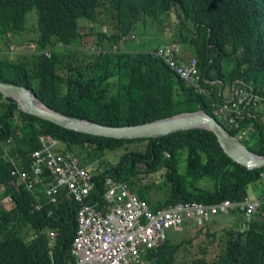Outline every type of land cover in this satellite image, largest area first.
Returning a JSON list of instances; mask_svg holds the SVG:
<instances>
[{"label": "trees", "instance_id": "1", "mask_svg": "<svg viewBox=\"0 0 264 264\" xmlns=\"http://www.w3.org/2000/svg\"><path fill=\"white\" fill-rule=\"evenodd\" d=\"M32 9L36 52L19 60L3 59L0 81L32 89L43 104L61 114L109 126L204 110L249 150L264 154V0H0V34L24 32ZM166 12L174 17L170 42L192 48L201 83L212 100L221 101L224 89L235 81L258 95L259 101L244 102L243 117L226 124L211 99L195 92L160 58L148 50H120V39L138 26L141 16L158 18ZM81 19L93 24L90 31L81 27ZM40 135L64 142L63 151H73L86 166L99 206L107 176L127 183L140 199L158 208L241 200L264 171V166L248 169L235 162L207 129L130 139L92 135L26 113L15 99L0 93V199L12 198L10 207L0 209V264L72 261L76 204L71 195L60 188L58 204H50L37 186L42 207L36 210L32 191L22 182L11 184L13 162L27 163L29 153L39 147ZM126 145L131 148L117 161L106 158L107 152ZM46 182L55 183L50 177ZM159 190L164 197L152 205L150 194ZM232 213L238 215L230 222L214 218L193 224L189 238L173 241L169 231L163 243L147 251L146 259L149 264H188L180 253L199 239L193 264H264V205L250 221L241 212ZM47 227L55 230L52 239Z\"/></svg>", "mask_w": 264, "mask_h": 264}, {"label": "built area", "instance_id": "2", "mask_svg": "<svg viewBox=\"0 0 264 264\" xmlns=\"http://www.w3.org/2000/svg\"><path fill=\"white\" fill-rule=\"evenodd\" d=\"M148 52L164 61L195 92L210 98L209 91L201 83L194 57L179 60L174 48L166 44ZM228 89L230 97H223L219 102L210 99L212 105L221 110L222 120L232 124L236 118L243 117L244 102L255 103L259 97L240 81H235ZM38 141L39 147L29 153L27 163L13 162L11 184L15 186L22 182L32 191L36 196L32 206L36 210L42 207L37 186L41 187L50 204H58L60 188L71 195L76 204V230L69 264H149L147 251L163 243L169 231H179L189 222L202 225L218 214L231 212H241L244 219L250 221L264 205L263 191L255 198L245 196L241 200L224 199L212 204L189 201L152 208L127 183L107 176L103 182L104 202L99 206L93 194L94 183L81 160L74 153L63 151L65 143L59 139L40 135ZM261 176L264 181V171ZM49 177L54 184H47ZM3 187L0 183V189ZM11 204L10 195L0 199V209ZM46 232L49 239L55 236L54 229L47 227ZM50 245L49 241L48 248Z\"/></svg>", "mask_w": 264, "mask_h": 264}, {"label": "water", "instance_id": "3", "mask_svg": "<svg viewBox=\"0 0 264 264\" xmlns=\"http://www.w3.org/2000/svg\"><path fill=\"white\" fill-rule=\"evenodd\" d=\"M96 23L100 25V22ZM103 29L106 30V27L104 26ZM0 93L15 99L19 108L26 113L67 129L92 135L130 139L159 137L186 129H207L216 135L223 151L235 162L248 169L264 166V154L259 155L249 150L238 137L231 135L222 124L204 110L181 112L136 125L109 126L61 114L43 104L33 90L24 85L0 81Z\"/></svg>", "mask_w": 264, "mask_h": 264}, {"label": "rangeland", "instance_id": "4", "mask_svg": "<svg viewBox=\"0 0 264 264\" xmlns=\"http://www.w3.org/2000/svg\"><path fill=\"white\" fill-rule=\"evenodd\" d=\"M174 17L172 13L166 12L158 16V18L141 16L137 22V27L131 31L129 35H126L120 39V50L122 51H136L140 49H145L154 46L158 43L169 44L172 46L179 56H186L190 53L189 57L193 56L192 48L184 42H170L174 30ZM81 27L83 29L91 30L93 24L80 21ZM36 13L35 10H30L26 15V30L24 32H10L7 35L0 34V62L3 59L19 60L23 55H29L36 52V46L33 40L36 38L37 31ZM139 29H143L141 32ZM9 47V48H8ZM120 77L124 81V70H121ZM226 94L230 97V91L228 88L225 90ZM216 101V100H215ZM219 102V101H217ZM220 116L222 117V112L217 108ZM131 148V145H126L125 147L116 148L112 151L106 153V158L112 162L117 161L119 156L127 149ZM73 153V151H72ZM180 171L184 170V161L181 157V162L179 165ZM264 185L263 181L259 182ZM262 192V191H260ZM164 197L163 191H153L150 194V199L148 200L152 205L157 200H162ZM237 213L228 214H218L216 215L215 221L220 222H230L234 220ZM212 221V222H215ZM195 224L193 222L186 223L181 230L178 232H170V239L173 241H178L183 238H189L193 236V227ZM198 242L199 239H194L190 244H186V250L180 253V259L188 264H193V260L198 257Z\"/></svg>", "mask_w": 264, "mask_h": 264}, {"label": "crops", "instance_id": "5", "mask_svg": "<svg viewBox=\"0 0 264 264\" xmlns=\"http://www.w3.org/2000/svg\"><path fill=\"white\" fill-rule=\"evenodd\" d=\"M171 40H172V37H171ZM170 40V41H171ZM160 44H162V43H158V44H156V45H154V46H150V47H148V48H146V49H151V48H154V47H157L158 45H160ZM165 44V43H164ZM175 44V43H174ZM169 45V44H168ZM145 50V49H144ZM177 55V54H176ZM189 55H190V53L189 54H187L186 56H179V55H177L178 56V59L179 60H182V59H187V58H189ZM225 90H226V88L224 89V95H223V97L224 98H226V97H229L227 94H226V92H225ZM229 90V89H228ZM230 91V90H229ZM230 96H231V92H230ZM260 181H263V180H260ZM260 181H257V182H255V183H253L252 185H250V187H249V189H248V195L250 196V197H252V198H255V197H258V196H260L261 194H262V192L264 191V185H261L259 182ZM264 182V181H263ZM260 191H262V192H260ZM233 215H235V214H233Z\"/></svg>", "mask_w": 264, "mask_h": 264}, {"label": "clouds", "instance_id": "6", "mask_svg": "<svg viewBox=\"0 0 264 264\" xmlns=\"http://www.w3.org/2000/svg\"><path fill=\"white\" fill-rule=\"evenodd\" d=\"M166 45H168V44H166ZM148 50H150V49H148Z\"/></svg>", "mask_w": 264, "mask_h": 264}, {"label": "bare ground", "instance_id": "7", "mask_svg": "<svg viewBox=\"0 0 264 264\" xmlns=\"http://www.w3.org/2000/svg\"><path fill=\"white\" fill-rule=\"evenodd\" d=\"M9 48V47H8Z\"/></svg>", "mask_w": 264, "mask_h": 264}]
</instances>
